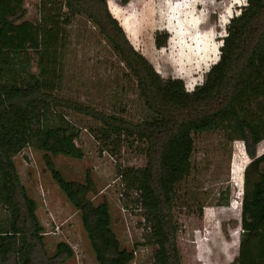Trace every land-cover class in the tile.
<instances>
[{"label":"trees","instance_id":"1","mask_svg":"<svg viewBox=\"0 0 264 264\" xmlns=\"http://www.w3.org/2000/svg\"><path fill=\"white\" fill-rule=\"evenodd\" d=\"M108 1L41 0L44 14L40 23H34L25 19L26 0H0V203L9 210L7 218L0 220V264H60L75 256L65 241L57 243L54 254L47 252L38 204L14 161L30 144L47 153L52 177L80 212L98 264H129L135 258V250L123 248L113 229L109 202L95 204L89 198L96 193L93 178L71 181L56 168L51 155L84 156L75 142L78 131L63 118L51 120L49 112L58 108L100 122L97 135L114 153L132 139L144 143L147 164L125 167L120 175L127 190L138 193L150 224L148 241L156 246L153 264H183L175 192L191 174L195 134L222 130L229 139L244 141L251 162L245 169L243 233L239 256L230 264H264V153L257 156L256 152L264 140V0H247L241 13L230 20L218 61L193 91L186 89L182 78H164L136 50ZM64 7L68 12L63 22L69 23L71 14L85 15L111 44L136 79L151 114L148 119L133 122L56 93L58 60L66 45V31L59 24ZM168 38L167 33L157 32L156 46H166ZM29 49L38 58L40 72L20 80L26 76L22 68L30 64L25 55Z\"/></svg>","mask_w":264,"mask_h":264},{"label":"rangeland","instance_id":"2","mask_svg":"<svg viewBox=\"0 0 264 264\" xmlns=\"http://www.w3.org/2000/svg\"><path fill=\"white\" fill-rule=\"evenodd\" d=\"M110 1H114L110 4ZM247 0H109L112 14L123 26L129 40L164 78H182L193 91L218 59L217 51L228 34L230 20L241 13ZM25 19L40 23L44 11L41 0H26ZM59 24L66 31V45L58 60L56 93L80 100L108 113H117L138 122L150 117L139 95L137 82L111 44L91 20L82 14L61 11ZM53 13V10H52ZM49 14H47L48 16ZM157 32L168 34L166 46L157 47ZM25 55L30 64L22 68L26 76L38 75L36 54ZM220 57V56H219ZM51 120L64 119L76 131V144L82 158L52 156L66 179L85 182L90 175L96 193L89 198L95 204L108 201L112 226L122 247L135 250L129 264H153L156 246L149 243L150 224L138 203V193L127 190L122 182L125 167L141 168L147 164L144 143L132 139L114 153L103 145L97 130L101 123L69 109H51ZM264 153V140L256 147ZM47 153L27 145L14 157L21 180L37 204V214L45 228L49 255L60 241L67 242L75 256L60 264H98L80 212L53 179L47 165ZM251 162L242 140H231L222 130L195 134L191 174L176 186L175 215L179 222L177 243L183 264H230L238 256L242 229V200L245 169ZM225 196L229 197L226 203ZM8 208L0 203V220Z\"/></svg>","mask_w":264,"mask_h":264}]
</instances>
